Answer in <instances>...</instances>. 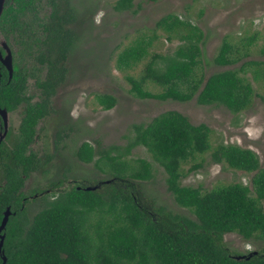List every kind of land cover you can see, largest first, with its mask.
<instances>
[{
  "label": "trees",
  "instance_id": "1",
  "mask_svg": "<svg viewBox=\"0 0 264 264\" xmlns=\"http://www.w3.org/2000/svg\"><path fill=\"white\" fill-rule=\"evenodd\" d=\"M132 1L115 0L112 9L130 10ZM78 16L70 0L3 1L0 38L10 49L12 72L8 78L0 63V108H21L13 139L10 143L0 140V219L6 206L14 212L3 230V264H264L263 248L237 252L222 240L229 232L245 240H264V167L250 149L222 142L211 147L209 128L204 123H190L174 110L163 111L145 124H133L124 146L110 145L97 157L88 142L77 146L75 157L93 162L108 178L71 181L62 187L66 183L63 177L45 188L23 190L25 179L53 157L43 154L40 160L30 144L35 124L50 111L49 99L66 75L65 61L77 41L71 25ZM154 28L178 43L170 53H151L137 76H125L133 96L180 102L194 97L197 104L221 105L237 113L249 107L254 96L246 72L264 87V60H244L254 36L240 45L222 37L212 62L220 66L240 63L204 77L199 27L166 13L155 20ZM150 42L151 37L122 49L117 64L133 66L148 54ZM29 79L39 90L38 100L26 95ZM147 83L160 90L150 92ZM94 99L104 110L115 103L113 96L104 93ZM67 128L55 132L53 149L62 146ZM136 146L144 147L161 166L166 190L193 219L154 206L144 196L141 183L152 178V170L143 158H126ZM205 152L213 163L252 172L249 186L240 181L207 190L199 184L182 185L181 164ZM86 186L94 188L87 190ZM46 188L51 192L41 195L42 206L30 218L25 217L24 209H19L21 200L26 202L27 194Z\"/></svg>",
  "mask_w": 264,
  "mask_h": 264
},
{
  "label": "rangeland",
  "instance_id": "2",
  "mask_svg": "<svg viewBox=\"0 0 264 264\" xmlns=\"http://www.w3.org/2000/svg\"><path fill=\"white\" fill-rule=\"evenodd\" d=\"M114 1L70 0L79 15L71 25L77 41L67 55L64 80L49 99L50 111L37 123L35 141L30 145L37 155L54 154L47 165L25 179L23 190L45 188L49 182L63 177L66 183L62 187L69 184L67 180L89 183L108 178L106 171H98L93 162H81L75 157L77 146L83 141L88 142L94 148V157L110 145L122 147L131 138L133 124H145L166 110L181 113L192 124L204 123L209 128L211 147L222 142L250 149L257 156L259 166L264 167V87L261 80L252 79L250 72H246L244 77L251 83L254 96L250 106L237 113H231L221 105L197 104L194 97L183 102L140 99L129 92L125 80L126 75L135 77L139 74L151 53H170L178 43L175 38L167 40L163 31L154 28L155 20L166 13L176 14L202 31L200 70L204 77L215 71L237 67L240 63L220 66L212 62L224 36L236 45L254 36L244 60H264V0H133V6L126 11L113 10ZM150 37L147 55L130 67L117 64V55L122 49L137 41L146 42ZM146 88L150 92L160 90L159 86L151 83H147ZM26 92L33 99H39V91L32 79L27 81ZM102 93L115 98L114 105L107 110L96 104L94 99L96 94ZM18 119L19 110L7 113L9 134L4 139L6 143H10ZM60 127L67 128L64 130L67 137L61 148L51 150L54 134ZM126 158H143L150 163L152 178L142 182L141 187L144 196L151 199L154 206L160 205L193 219L190 211L175 204L165 188L163 169L144 147H133ZM197 163L199 166L190 169ZM181 174L182 185L199 184L207 190L238 181L249 186L252 172L213 163L209 153L205 152L183 162ZM32 200L26 204L29 217L43 203L38 197ZM222 240L232 251L264 249V240H245L233 232L224 233Z\"/></svg>",
  "mask_w": 264,
  "mask_h": 264
},
{
  "label": "water",
  "instance_id": "3",
  "mask_svg": "<svg viewBox=\"0 0 264 264\" xmlns=\"http://www.w3.org/2000/svg\"><path fill=\"white\" fill-rule=\"evenodd\" d=\"M3 1L4 0H0V13L2 10ZM0 48L2 50V53L0 52V63L2 64V66L7 71L8 78H10L11 72H12L11 54H10V50H9L8 46L1 39H0ZM0 118H1L2 126H3V132H2V135H0V140H1L5 131H6V124H7V111L4 108H0ZM84 188L88 190V189H93L94 187L86 186ZM8 215H9V208L6 206V208L2 212V217L0 219V259H1L0 264H3L6 260V257L3 254L1 247L3 244V238H4L3 230L5 227ZM236 258L239 259V256Z\"/></svg>",
  "mask_w": 264,
  "mask_h": 264
},
{
  "label": "flooded vegetation",
  "instance_id": "4",
  "mask_svg": "<svg viewBox=\"0 0 264 264\" xmlns=\"http://www.w3.org/2000/svg\"><path fill=\"white\" fill-rule=\"evenodd\" d=\"M1 39V38H0ZM2 40V39H1ZM9 48V47H8ZM10 50V49H9ZM34 82V81H33ZM36 87V86H35ZM39 91V90H38ZM26 95H28L27 94V92H26ZM30 100H32V101H34V100H36V99H33L32 97H31V99ZM6 110V109H5ZM15 110H19V118H20V114H21V108L20 107H17V108H15L14 110H12V111H7V113L8 112H13V111H15ZM44 118V117H43ZM41 120V119H40ZM39 120V121H40ZM38 121V122H39ZM18 122H19V119H18ZM37 122V123H38ZM7 123H8V120H7ZM37 123L35 124V126H34V128H36V125H37ZM17 125H18V123H17ZM7 124H6V131H5V133H4V135H3V137H2V139H5V135H6V132H7ZM17 127V126H16ZM2 132H3V126H2V121H1V118H0V135H2ZM16 132V131H15ZM8 133V132H7ZM13 136H14V134H13ZM54 138H55V134H54ZM12 139H13V137H12ZM11 139V140H12ZM54 140V139H53ZM53 140H52V144H51V150H55V149H53L54 148V145H53ZM35 141V134H34V138H33V142ZM32 144V143H31ZM30 144V145H31ZM59 145V144H58ZM61 148V147H60ZM33 152H35L34 150H32ZM55 151H57V149L55 150ZM54 151V152H55ZM36 153V152H35ZM51 154H54V153H51ZM36 155H37V153H36ZM39 158H40V160H42L43 159V155H37ZM38 170V169H37ZM36 170V171H37ZM64 170V169H63ZM67 171V170H66ZM64 172H62V174H63ZM65 180V179H64ZM69 181V183L71 182V181H73V180H67V182ZM68 184V183H67ZM50 192H51V189H45V190H41V191H39V192H36V193H33V194H27L26 196H25V198H27V201L26 202H24V200L22 199L21 200V203H20V205H19V209H24V216L25 217H27V218H30L29 216H28V210H27V206H26V204H28V203H30V202H32L33 200L32 199H34L35 197H38V198H42V196L43 195H46V196H48L49 194H50ZM42 195V196H41ZM29 201V202H28ZM11 214H14V212H12L10 209H9V215H8V217L11 215ZM32 215V214H31ZM4 232V231H3Z\"/></svg>",
  "mask_w": 264,
  "mask_h": 264
}]
</instances>
